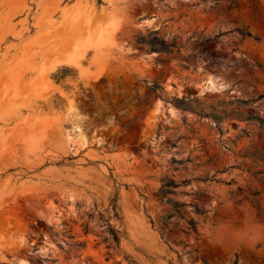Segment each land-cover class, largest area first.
<instances>
[{
	"label": "rangeland",
	"instance_id": "obj_1",
	"mask_svg": "<svg viewBox=\"0 0 264 264\" xmlns=\"http://www.w3.org/2000/svg\"><path fill=\"white\" fill-rule=\"evenodd\" d=\"M234 1L0 0V264H264V0Z\"/></svg>",
	"mask_w": 264,
	"mask_h": 264
},
{
	"label": "trees",
	"instance_id": "obj_2",
	"mask_svg": "<svg viewBox=\"0 0 264 264\" xmlns=\"http://www.w3.org/2000/svg\"><path fill=\"white\" fill-rule=\"evenodd\" d=\"M238 3L234 0H231L230 2V5L229 7H232V6H237ZM240 32L242 33L243 36L245 35H251V32L250 31H245L243 29H239ZM256 39H260L259 37H256ZM138 40L140 42H146L148 43L149 45H151V47L153 48H156V49H159V50H162V51H170L171 50V45L167 43L166 39L165 38H162V37H159V36H154V37H151V38H148L146 35H138ZM158 88H161L160 85H157L155 84L153 86V89H157ZM261 97H263V94L259 95L258 97H254L252 99H248V100H244L243 102L247 103L249 101H257L258 99H260ZM213 117L217 118V119H220L221 116H219V114L217 113H213ZM247 119H257L260 123V126H264V118L259 115V114H249ZM248 155H251L253 156L254 158L258 159V158H262L264 160V150L263 149H260L259 147H256L255 151L254 152H251V153H247L245 154V156H248ZM257 161V160H256ZM256 174H263L264 173V170H258L255 172ZM211 179H214L213 177ZM187 180H185L184 182H186ZM179 183L175 180V179H170L168 180L167 182H165L162 186V190L164 192L165 195L173 192L174 188L176 186H178ZM260 191L259 190H251L249 191V193H247L246 195H244V199H247V200H250L251 202H257L258 201V198L257 196L259 195ZM118 197L116 196L115 198H113V208H114V211H115V216L118 217V218H121L120 216V210H119V204H118V201H117ZM184 205L183 203H174V207H175V210L177 213H182L180 210H179V207ZM198 209V208H197ZM264 213V211H263ZM173 215V213H169L167 215V218H171ZM189 223H190V228L194 231H198V223L197 221L194 219V218H191L189 220ZM112 232H113V235L115 237V239L117 241L120 240V230L118 229H115L113 228L112 229ZM237 264V263H236Z\"/></svg>",
	"mask_w": 264,
	"mask_h": 264
},
{
	"label": "bare ground",
	"instance_id": "obj_3",
	"mask_svg": "<svg viewBox=\"0 0 264 264\" xmlns=\"http://www.w3.org/2000/svg\"><path fill=\"white\" fill-rule=\"evenodd\" d=\"M74 106L71 104L70 105V110H73ZM51 128L53 133L55 134H60L62 132L63 127L61 126V123L59 121L52 123Z\"/></svg>",
	"mask_w": 264,
	"mask_h": 264
}]
</instances>
